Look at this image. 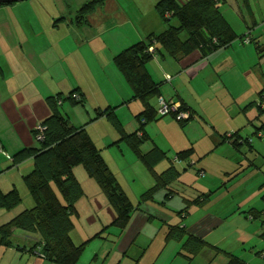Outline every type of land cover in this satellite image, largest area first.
Listing matches in <instances>:
<instances>
[{
    "label": "crops",
    "instance_id": "1",
    "mask_svg": "<svg viewBox=\"0 0 264 264\" xmlns=\"http://www.w3.org/2000/svg\"><path fill=\"white\" fill-rule=\"evenodd\" d=\"M157 1L129 0L128 5H123L119 0H101L80 21H76L75 15L81 6L71 9L68 16L59 15L55 9L58 15L49 19L57 16L60 20L54 24L51 19H46L47 16L43 17V22L38 21L37 16H33V12H37L28 7L15 4L0 6V191L7 193L16 189L22 201L26 194L29 199L27 205L21 201L9 210L0 208V224L33 205L23 182V176L33 169V157L14 162L13 156L22 149L39 146L32 131L36 123L51 113L47 97L77 93L82 96L83 104L75 107L83 106L90 110L111 107L127 133L139 128L135 116L142 110V105L133 98L131 88L115 66L113 57L149 34H157L167 28L168 24L155 9ZM176 1L181 4L185 0ZM40 7L41 12H45V8ZM218 7L237 34L231 44L207 55H203L200 48L176 56L161 49L145 64L159 85L161 96L178 101L192 114L184 124L170 115L157 116L147 122L142 131L146 135L145 145L150 148L146 151L156 149L160 160L166 159L163 168L154 171L160 173L171 164L182 171V175L161 188L166 190L164 195L173 198L175 186L182 187L187 182L193 184L189 187L193 194L191 197L201 198L200 205L194 203L189 209L179 203L175 207L178 216L174 222H179L187 233L201 237L208 244L189 260L182 249V241L164 240L174 220V212L163 213L166 225L161 247L162 252L167 247L169 252L166 256L164 254L161 264H191L194 261L195 264H227L228 254L243 259L245 264H264V168H246L244 173L249 170L250 174L247 178L240 179V176L237 180L222 182L216 174L231 175L239 168L202 166L196 170L199 181L192 178L197 163L195 155L200 159L217 151L218 147H226L229 153L234 154L243 145L254 149L258 142L252 146L254 141L250 136H259L258 129L264 124V112L261 113L255 105L257 103L264 108V100L259 97L264 88V0H219ZM4 11L10 14L4 16ZM44 30L51 35H42ZM109 34L113 35L100 38ZM247 35L250 41L244 42ZM88 101H91L90 105ZM65 103L61 106L62 113ZM90 114L86 111L81 115L90 118ZM104 121L102 115L99 122ZM73 122L74 127L83 125V121ZM97 122L88 123L85 129L105 162L108 165L109 160H114L113 164L120 172L114 175L122 188L124 182H135L137 176L132 168L120 165L125 158L124 150L129 152L126 142L114 144L119 139L116 130L104 131L103 127L95 126ZM231 131L238 132L237 136L243 139L248 138L250 143L239 142L238 148L235 147L226 138ZM186 149H192L193 153L187 159L178 158L177 153ZM132 154L133 159L138 158L135 152ZM157 155L150 156V161ZM237 157L234 155V160ZM110 170L113 172L112 168ZM73 174L80 182L83 195L92 201L91 210L102 208L105 195L96 180L88 174L90 180L86 178L79 168L73 167ZM141 186L137 193L133 191L137 197L147 184L143 182ZM255 186L257 188H252ZM251 189L253 191L248 192ZM94 195H99L100 199L95 200ZM251 210L261 211V217L251 218ZM149 213L151 209L146 202L138 204L135 214L143 220L140 227L148 222L146 217ZM71 235L74 240L73 230ZM85 236H78L80 242L86 239ZM39 239L38 233L13 228L11 243L0 244V264H55L29 251V247Z\"/></svg>",
    "mask_w": 264,
    "mask_h": 264
},
{
    "label": "trees",
    "instance_id": "2",
    "mask_svg": "<svg viewBox=\"0 0 264 264\" xmlns=\"http://www.w3.org/2000/svg\"><path fill=\"white\" fill-rule=\"evenodd\" d=\"M218 1L185 0L180 4L176 0H158L155 9L168 24L167 28L160 33L149 34L143 40L122 49L113 57L115 66L131 88L133 98L139 100L142 105V110L135 116L140 125L136 131L127 133L111 107L97 110V116L105 115L114 125L119 134V139L114 144L126 142L151 171L155 183L141 194V202L153 198L157 190L166 187L180 174L173 164L160 173L155 172L151 168L150 155L159 154L158 150L152 149L146 154L140 151V146L146 139L142 131L143 126L155 120L157 116H163L157 111L158 98L161 96L159 85L152 79L145 64L161 49L171 56H176L200 48L203 55H207L231 44L237 38V34L220 12ZM100 3L101 0H90L84 3L77 10L76 21L84 19ZM8 4L0 3V6ZM171 18H176L177 26L167 22ZM182 32L187 34L184 40L180 37ZM72 94L74 92L66 96L58 93L46 98L51 113L41 122L47 127L44 139L36 140L39 142L37 148L22 149L13 156L14 162L33 157V169L23 176V182L33 200V205L0 224V244L11 243L13 228L38 233L40 239L29 247V251L55 264H76L86 246V242L76 244L71 235L74 228L73 218L78 216L76 203L83 195L80 182L73 174V167L81 165L87 174L96 180L116 214L113 220L115 226L120 229L125 228L134 208L85 127L83 125L74 127L60 111L65 101L73 105L83 104L82 96L76 99ZM263 96L264 88L259 92L260 100H264ZM255 105L261 113L264 112L260 104L255 103ZM180 108L185 110L182 104ZM32 132L35 133L34 130ZM258 132L264 135V124ZM237 135L238 132H233L226 138L235 147L239 145V142L250 143L248 138L243 139ZM192 153V149L182 150L177 153V157L187 159ZM155 159H160L159 155ZM53 186L60 193L62 200L58 198ZM21 201V196L16 189L7 193L0 191V208L9 210ZM250 215L251 218H259L261 211L251 210ZM262 236L264 237V229ZM165 239L182 241V249L187 253L188 258L197 255L208 245L201 237L187 233L181 225L169 226ZM228 257L227 264H245L244 260L237 256L228 254Z\"/></svg>",
    "mask_w": 264,
    "mask_h": 264
},
{
    "label": "rangeland",
    "instance_id": "3",
    "mask_svg": "<svg viewBox=\"0 0 264 264\" xmlns=\"http://www.w3.org/2000/svg\"><path fill=\"white\" fill-rule=\"evenodd\" d=\"M90 0H23L20 2L13 3L11 5L15 6H24L28 7L37 13L33 12V16H37V20L43 22V17L47 16V20L49 17H52L59 13L61 16H68L69 11L72 9H76V7L82 6L84 3L88 2ZM123 3V5H128L129 0H119ZM145 3V2H144ZM11 5H1V6H11ZM40 6H43L45 8V12H41L39 8ZM74 8V9H73ZM55 9L56 12L54 11ZM74 12H72L73 14ZM4 16H8L10 13L7 14V11H4ZM49 14V15H48ZM58 15V14H57ZM12 20L15 21L14 17L11 14ZM59 17L50 18L52 20V24L57 23L60 19H57ZM49 19V20H50ZM55 19V20H54ZM169 24L173 26L178 25V21L176 18H171L170 21H167ZM42 35L49 36L50 33L45 32V30L42 32ZM113 34L109 35H101L100 38H107L108 36H112ZM182 39L184 40L186 37V32H183L181 34ZM263 71H264V54H263ZM79 98V96H78ZM76 98V99H78ZM64 111L63 115L69 120V123L72 125L74 120L77 121V123H80V121H83V126L87 125L88 123L91 125L93 121H98L95 123V126L98 128L103 127L104 131L107 129L116 130L114 125L111 123V121L104 115L105 121L103 123L99 122L100 117L97 116V110L98 109H89L84 108L83 106L80 108L75 107L76 105L71 104L69 101H65ZM91 104V101H88V105ZM80 105V104H77ZM87 105V104H86ZM61 111V109H60ZM93 113L90 114V118L82 117L85 112ZM62 112V111H61ZM264 115V114H263ZM85 119V120H84ZM264 119V117H263ZM94 124V123H92ZM103 124H106L103 126ZM94 126V125H93ZM124 127V126H123ZM125 129V128H124ZM103 130V129H102ZM117 132V131H116ZM131 133V132H128ZM233 131L228 132L226 136H229L232 134ZM118 134V132H117ZM251 135V134H250ZM250 138L254 141L251 145L254 146L255 142L257 143V146L249 147L248 145H243L240 150H236V154L229 153L228 148L226 147H218L217 151L210 152V154L204 155L202 158L198 159V156L195 155V161L197 162L195 165V176H192V178H195V180L199 181L198 175L196 174L197 168L204 167V168H239L238 172L232 173L231 175L223 174V175H215L220 178V180L228 181V179H245L247 178L249 174V170H246V168H264V135L263 136H256L252 134ZM260 141V142H259ZM127 144V143H126ZM144 146L141 148V153L146 154L148 153L146 150L147 148L150 149L147 144L145 145V141H143ZM142 144V145H143ZM128 150L125 151V158L124 161L120 163V165L123 166V168H132V171L135 172L137 179L135 182L126 184H123L124 191L126 192L127 196L129 197L130 201L133 204V212H131L128 224L125 228L120 229L115 224H113V220L116 217V214L112 207L109 205L107 199L105 196H103L102 200V208H98L96 211L91 210L92 207V201H90L89 196L82 195V197L77 201L76 208L78 209L79 216L74 217V229H73V237L74 241H76V244L86 242V246L79 257L76 264H161L162 258L165 254L169 252V249H164L162 252V242L164 237V225H166V218L162 215L163 213H168V211H173L174 213L171 225H180L178 222L177 224L174 222L176 220L175 216H178L176 211L177 208H175L179 203H183L184 207H189L191 205H200L201 202L199 200L201 199L198 196L191 197L190 188L192 187V183H183L182 187L175 186L176 194L173 198H167L165 193V189H160L159 191L155 192V196L153 195V198H149L146 202L147 206L151 209V217L147 214V221L145 223V226L140 227L143 225V220L137 218V214H135V209L137 208L138 204L142 203L139 195L137 197L136 194H133V191L137 193L138 189L141 188V183H146L147 186L141 190L142 193H144L145 189L147 190L150 188L155 182L152 180V177L150 175L151 171L148 169V166L141 160L140 157L137 159H133L131 157V154H134V151L132 148L127 144ZM146 151V152H145ZM149 151V150H148ZM132 152V153H131ZM127 153L130 154V156H127ZM151 153V152H150ZM132 154V155H133ZM229 154V155H227ZM238 156L237 160H234L233 156ZM150 156H154L152 153ZM227 157H230V159L227 160ZM166 160V159H165ZM165 160L160 159H152L151 161V168L153 170L159 171V168H163V164ZM222 160V161H221ZM114 160L111 162L109 160L108 167L113 169L114 174L120 173L118 170H116L117 167L114 166ZM74 168H79L82 170L84 176L89 179L87 174L85 173L83 167L81 165H76ZM188 168V167H186ZM161 170V169H160ZM112 171V170H111ZM130 171V170H129ZM78 172V169L77 171ZM182 171H180L181 174ZM244 173V174H243ZM152 174V173H151ZM213 176L214 174L211 173ZM182 175V174H181ZM78 176V174H77ZM231 176V177H229ZM124 177V176H123ZM90 180V179H89ZM141 180V181H140ZM172 187V186H170ZM170 187L168 189H170ZM195 187L196 184H195ZM250 188V186H248ZM58 198L62 200V197L60 193L56 190V188L53 186ZM122 188V189H123ZM248 188V189H249ZM257 188V186L252 187ZM253 191V189L249 190L248 192ZM27 195V194H26ZM23 196L24 199L22 201L23 205H27L28 203V196ZM190 195V196H189ZM93 198L96 200H99V195L97 197L94 195ZM141 200V201H140ZM189 200V201H188ZM141 207V206H140ZM154 209L155 211H152ZM140 210V209H139ZM138 212V211H137ZM140 212V211H139ZM161 213V214H160ZM145 227V228H144ZM133 231H131V229ZM130 229V230H129ZM85 236L86 239H84L82 242L79 239L78 236ZM166 236V235H165ZM166 241V239L164 238ZM169 246V245H168ZM187 253H185L186 255ZM188 257V255H186ZM181 256H179L180 258ZM184 258V257H183ZM185 260L189 261L192 258H184ZM186 261V262H187ZM185 262V263H186ZM191 264H195L191 263Z\"/></svg>",
    "mask_w": 264,
    "mask_h": 264
},
{
    "label": "built area",
    "instance_id": "4",
    "mask_svg": "<svg viewBox=\"0 0 264 264\" xmlns=\"http://www.w3.org/2000/svg\"><path fill=\"white\" fill-rule=\"evenodd\" d=\"M166 15H169V13H166ZM244 42H249L250 38L247 35L245 38H243ZM74 98H78V95L76 93L72 94ZM264 98V96H263ZM181 104L178 101L172 100V99H165L164 97L160 96L158 98V113L165 116L170 115L177 121H187L192 117V114H190L187 110H182ZM47 129L46 125H44L41 122H38L35 124L33 130H34V139L37 141L44 139V132ZM259 136H262L261 132H258ZM0 152H2V148L0 146ZM202 175V173H201Z\"/></svg>",
    "mask_w": 264,
    "mask_h": 264
},
{
    "label": "water",
    "instance_id": "5",
    "mask_svg": "<svg viewBox=\"0 0 264 264\" xmlns=\"http://www.w3.org/2000/svg\"><path fill=\"white\" fill-rule=\"evenodd\" d=\"M23 0H0V3H16V2H20Z\"/></svg>",
    "mask_w": 264,
    "mask_h": 264
}]
</instances>
